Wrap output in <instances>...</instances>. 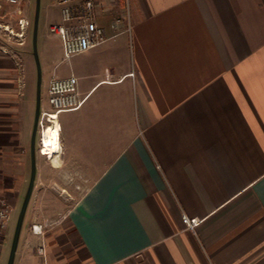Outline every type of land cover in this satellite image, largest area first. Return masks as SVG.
<instances>
[{"label":"crops","instance_id":"0c3cea01","mask_svg":"<svg viewBox=\"0 0 264 264\" xmlns=\"http://www.w3.org/2000/svg\"><path fill=\"white\" fill-rule=\"evenodd\" d=\"M97 11L109 40L54 67L79 78L84 101L60 114L62 150L49 155L92 184L39 235L35 183L22 259L264 264V0H103ZM33 124L0 47V195L11 204Z\"/></svg>","mask_w":264,"mask_h":264},{"label":"rangeland","instance_id":"374dc122","mask_svg":"<svg viewBox=\"0 0 264 264\" xmlns=\"http://www.w3.org/2000/svg\"><path fill=\"white\" fill-rule=\"evenodd\" d=\"M37 0L27 2V14L29 17V29L24 40H19L6 29L0 27V47L6 48L10 57L17 64L20 74V90L22 100L25 102V113L33 120L35 127L37 108H38V89H39V66L41 68V113L43 110H49V96L47 94V85L54 76V67L59 64L64 69L70 61L64 60V54L61 48L64 47L63 39L60 35L54 33L51 29L53 25L63 24L62 8L59 0H40V15L37 36V56L35 55V21L37 15ZM1 24H8L4 18H0ZM15 31L18 26L15 23L10 24ZM78 56V55H76ZM73 58V57H72ZM71 58V60H72ZM56 124V123H55ZM34 129V128H33ZM34 132V131H33ZM29 144V153L25 168H13L10 170V176H13L10 186L12 195V215L6 233L5 242L0 255V264H9L14 238L19 222V218L29 191L32 178V139ZM39 126L36 142V161H37V191L32 200V214L44 213L48 222L42 227L43 233L51 228L56 221H62L65 214L81 199L92 184V180L67 178L63 173L57 172L48 154L43 156L41 152L43 133ZM58 138V135H57ZM1 165V164H0ZM11 166V165H10ZM0 166V169L4 168ZM0 172H4L1 171ZM21 186L16 187L17 179ZM18 185V184H17ZM36 185V184H35ZM26 217V216H25ZM31 218L25 220L24 231L28 230L31 224ZM42 226V225H39ZM39 234V235H42ZM19 245V244H18ZM40 248V247H39ZM22 252L16 251L14 264H31L22 259ZM32 264H44L43 258L34 255Z\"/></svg>","mask_w":264,"mask_h":264},{"label":"built area","instance_id":"2783aa9c","mask_svg":"<svg viewBox=\"0 0 264 264\" xmlns=\"http://www.w3.org/2000/svg\"><path fill=\"white\" fill-rule=\"evenodd\" d=\"M29 0H0V18L8 21L0 27L9 31L19 40H24L29 29V17L27 14V2ZM103 0H59L63 5V24L53 25L52 31L60 35L64 42L66 60L92 50L109 40L108 33L98 23V3ZM11 23L18 26L15 31ZM83 101L79 91V78L59 77L54 75L49 82V110H43L40 116L39 126H53L62 112L79 109ZM61 132V126H60ZM61 142V140H60ZM62 150V145H61ZM42 151V150H41ZM49 156V155H48ZM13 206L9 200L0 195V255L5 242L7 229L11 220ZM188 228L195 230L199 225L197 219L186 217ZM36 234H42V226L34 225ZM40 255H45L44 247L38 249Z\"/></svg>","mask_w":264,"mask_h":264},{"label":"water","instance_id":"95a60500","mask_svg":"<svg viewBox=\"0 0 264 264\" xmlns=\"http://www.w3.org/2000/svg\"><path fill=\"white\" fill-rule=\"evenodd\" d=\"M38 1V8H37V15H36V21H35V36H34V42H35V55L37 56V36H38V24H39V15H40V0ZM39 89H38V108H37V116H36V122H35V127H34V132H33V139H32V178L30 182V187L29 191L19 218L15 238H14V244H13V249L10 257L9 264H14L15 261V256H16V251L18 248V244L20 241V236L22 232V227L24 224L25 216L27 213V209L29 207L32 194L34 191L35 187V182H36V177H37V161H36V140H37V134L39 130V121H40V116H41V86H42V78H41V68L39 66Z\"/></svg>","mask_w":264,"mask_h":264},{"label":"bare ground","instance_id":"6f19581e","mask_svg":"<svg viewBox=\"0 0 264 264\" xmlns=\"http://www.w3.org/2000/svg\"><path fill=\"white\" fill-rule=\"evenodd\" d=\"M56 123V124H55ZM60 130V125L57 124V120L53 123V126L45 127L43 130V139L41 152L54 155L60 153V145L57 138L58 131Z\"/></svg>","mask_w":264,"mask_h":264}]
</instances>
